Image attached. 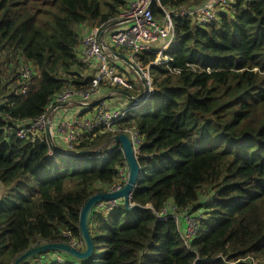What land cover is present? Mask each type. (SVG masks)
<instances>
[{
    "label": "trees",
    "instance_id": "1",
    "mask_svg": "<svg viewBox=\"0 0 264 264\" xmlns=\"http://www.w3.org/2000/svg\"><path fill=\"white\" fill-rule=\"evenodd\" d=\"M204 1L158 0L152 11L163 18V9ZM127 7V0H0V264L48 243L73 239L84 249L80 212L117 183L126 160L113 138L128 128L142 139V177L131 195L140 210L92 211V255L44 264H251L264 256V0H225L208 25L173 17L164 58L157 51L139 58L153 63L150 99L115 132L51 153L39 139L15 136L12 123L38 119L64 87L89 86L80 30L114 24ZM20 60L38 72L25 96L13 85ZM168 202L203 214L189 247L175 220L161 222L148 209L159 213Z\"/></svg>",
    "mask_w": 264,
    "mask_h": 264
},
{
    "label": "built area",
    "instance_id": "2",
    "mask_svg": "<svg viewBox=\"0 0 264 264\" xmlns=\"http://www.w3.org/2000/svg\"><path fill=\"white\" fill-rule=\"evenodd\" d=\"M224 1L213 0L212 4L208 2L193 8L179 7L172 11L163 9L165 15L158 20L152 11L153 4L158 3V0H132L127 9L123 10L117 17L114 24L120 28L111 31L107 37V43L102 40V36L109 32L112 24L93 28L88 35L82 36L80 40L79 63L82 69L93 70L89 86L84 90H76L71 86L64 87L50 99L44 113L38 119L25 121L18 126L12 123V129L16 130L15 136L27 141L39 139L40 142L48 145L51 153V148L57 146L55 143L57 136H61L65 141V145L61 148H65L67 152H73L84 135L101 130L115 132L116 124L127 119L129 113L134 111L139 103L144 102L142 97L145 93L137 95L138 99L136 96H131L129 107L125 110H110L105 102L93 106V102L101 97L104 88L111 92L120 90L130 94L138 91L136 81L139 78L137 75L133 72L127 73V75L123 74L120 67L116 65V63H122L117 61L112 53L127 52L130 54L129 60L138 67L146 81L148 92L152 94L153 88L149 70L153 63L143 66L140 62H134L132 56L151 54L157 51L161 44L169 46L175 35L173 17H196L199 25L212 24L215 21L216 6ZM160 51L159 49V53ZM17 74L18 79L13 85L18 87L16 90L18 96H25L31 80L37 76L38 72L32 64L20 60L17 64ZM140 98L142 100L139 102ZM73 101H78L85 113L89 114V117L82 118L81 115L73 120L65 119L63 107ZM54 116L61 118V120H55ZM121 134L128 136L135 155H138L142 139L137 128L125 129ZM127 179L128 170L127 165H125L119 170L118 181L109 188L108 193L120 190ZM122 205L119 201L102 203L98 204L93 211L109 212ZM148 209L153 211L161 222H167L170 219L175 220L182 241L189 247L191 240L199 230L198 220L203 216L202 213L194 214L190 209L181 210L173 202H168L159 213L155 212L152 206H148ZM181 223L185 226L184 232ZM67 237L70 236L67 235ZM69 245L77 250L81 247V244L73 239L70 240ZM59 256L60 253H49L40 257L34 264H44L48 260L61 262ZM249 260L251 264H264V259L258 261L255 258H250Z\"/></svg>",
    "mask_w": 264,
    "mask_h": 264
},
{
    "label": "water",
    "instance_id": "3",
    "mask_svg": "<svg viewBox=\"0 0 264 264\" xmlns=\"http://www.w3.org/2000/svg\"><path fill=\"white\" fill-rule=\"evenodd\" d=\"M112 55L117 61L121 62L129 69H131L137 75L139 80L142 82L145 93L143 97L144 102L150 99L151 92H148L146 81L144 80L138 67L133 62H131L127 57L122 56L117 52H113ZM113 141L116 145L120 146L124 154L127 170H128V179L125 185L120 190L111 193H102V194L94 195L86 202V204L82 208L79 215V229H80L81 241H82V245L84 246V249L80 251L65 243L43 244L41 246L34 247L33 249L23 253L15 261L14 264L29 263V261L36 259L38 256H42L44 254H49V253H60L65 256H68L69 258L79 261L86 260L92 255L94 250V243L90 236L88 224L92 211L98 204L119 201L123 204L126 211L130 212V211L140 210V207L134 206L131 203V195L135 190V188L138 186L139 181L142 177V171L138 165L137 157L133 150L132 143L130 142L128 136L125 134H120L115 136L113 138Z\"/></svg>",
    "mask_w": 264,
    "mask_h": 264
},
{
    "label": "crops",
    "instance_id": "4",
    "mask_svg": "<svg viewBox=\"0 0 264 264\" xmlns=\"http://www.w3.org/2000/svg\"><path fill=\"white\" fill-rule=\"evenodd\" d=\"M127 1H128V5H129V3L132 0H127ZM118 28H120V27H117L116 24H112L109 32L102 36V40L107 43L108 35L111 33V31L116 30ZM92 30H93V28H82L80 30L81 35L82 36L88 35ZM78 50H79V47H78ZM81 74L84 78L88 77V79H91L93 76V70L82 69ZM140 84H141V82H140ZM138 88H139V86H138ZM112 93H114V94H112ZM136 93H138V95H141L142 93H144L143 87L141 88L140 91H136ZM131 96L133 97V96H137V95L136 94L130 95V93H126V92L120 91V90L111 92L109 89L104 88L102 91L101 97L93 102V106H96L100 102H105L110 110H125L129 107L130 100H131V99H129V97H131ZM63 111H64V115H66L65 119H67V120H73V119H75V118H77V117H79L85 113L84 108L81 107V105L79 104L78 101H73L72 103L64 106ZM54 119L57 121L61 120V118H56L55 116H54ZM53 127H54V125H53ZM54 130L56 131L55 127H54ZM57 140L63 141L61 136L56 137L55 143H57ZM56 145L58 146V143ZM59 257H60L59 259L61 260V262H68L69 261L68 256L61 254Z\"/></svg>",
    "mask_w": 264,
    "mask_h": 264
},
{
    "label": "rangeland",
    "instance_id": "5",
    "mask_svg": "<svg viewBox=\"0 0 264 264\" xmlns=\"http://www.w3.org/2000/svg\"><path fill=\"white\" fill-rule=\"evenodd\" d=\"M207 2H209L210 4H212V2H213V0H205L204 1V3H207ZM158 20H160V18H158V17H156ZM158 48L161 50L160 51V53H159V50H157V53H159L158 54V59H163L164 58V56H163V53L165 52V50H167V48H168V46H163L162 44H161V46H158ZM119 54H121L122 56H125V57H127L128 59H130L131 58V56H130V54L129 53H127V52H119ZM161 54V55H160ZM141 57V55H139V56H132V59L134 60V62H136V63H139V58ZM116 65H118V67H120V69H121V71H122V73L123 74H126L127 75V73H129V74H131L133 71L132 70H130L127 66H125V65H123V64H120V63H116ZM134 73V72H133ZM128 74V75H129ZM151 78V77H150ZM138 79V78H137ZM140 80L138 79L137 81H136V84L139 86V88L137 89L138 91H140L141 90V88L143 87V89H144V86H143V84H142V82H141V84H140ZM133 94H136V95H138V93H135V92H133ZM132 94V95H133ZM131 95V94H130ZM136 98L138 99V97L136 96ZM143 98V97H142ZM142 98H140V100H138L139 102L142 100ZM0 104H1V100H0ZM145 105H146V102H144V103H139V106L136 108V110L138 109V108H144L145 107ZM87 117H89V114L88 113H84L83 115H82V118H87ZM23 122H25V121H18V122H15V126H18V125H21ZM15 128H17V127H15ZM57 143H58V146H64L65 145V141L63 140V141H61V140H57ZM56 143V144H57ZM63 150H66L65 148H62ZM206 201V198H204V201H202V202H205ZM181 228H182V231L184 232V230H185V226H184V224L183 223H181ZM256 260H263L264 259V256H258V257H254Z\"/></svg>",
    "mask_w": 264,
    "mask_h": 264
},
{
    "label": "clouds",
    "instance_id": "6",
    "mask_svg": "<svg viewBox=\"0 0 264 264\" xmlns=\"http://www.w3.org/2000/svg\"><path fill=\"white\" fill-rule=\"evenodd\" d=\"M61 255V254H60ZM63 255V254H62Z\"/></svg>",
    "mask_w": 264,
    "mask_h": 264
}]
</instances>
